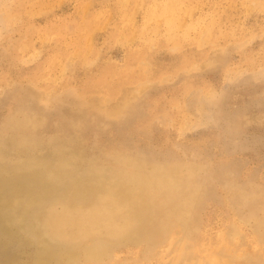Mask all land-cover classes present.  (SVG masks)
Wrapping results in <instances>:
<instances>
[{
	"label": "rangeland",
	"instance_id": "rangeland-1",
	"mask_svg": "<svg viewBox=\"0 0 264 264\" xmlns=\"http://www.w3.org/2000/svg\"><path fill=\"white\" fill-rule=\"evenodd\" d=\"M0 264H264V0H0Z\"/></svg>",
	"mask_w": 264,
	"mask_h": 264
},
{
	"label": "bare ground",
	"instance_id": "bare-ground-1",
	"mask_svg": "<svg viewBox=\"0 0 264 264\" xmlns=\"http://www.w3.org/2000/svg\"><path fill=\"white\" fill-rule=\"evenodd\" d=\"M67 113H69V112H67ZM63 166H64V164L62 162L61 163H57L56 168L48 169V171L46 172L47 176H51V177H55V178L62 177L65 174V170H67V169L63 170L64 169ZM68 167H70V166H68ZM89 171L90 172H94V171L96 172V170H93V169H91ZM109 179H111V178H109ZM109 179H107V180H109ZM113 180H115V178H113ZM138 180L139 181H144L143 178H140ZM111 181H112V179H111ZM56 182H57V180H56ZM123 182L124 181H122V184H123ZM118 183H119V181L115 185L107 183V191H108V193H113V189L117 188L115 186L120 185V183L119 184ZM53 188H55V187H53ZM144 191H146V188H141V191H139V193H140L139 195L140 196L137 198L138 200L142 201L144 199L143 195L146 194ZM120 194H122V193H120ZM130 194H132V191H130ZM187 200H188V197L187 196L184 197L182 199V201H180L175 206V209H173L174 214L176 216H178L179 218H181V219H184L185 214H187L186 213ZM71 201H73V199ZM116 207L117 206H114L111 203V208L109 210L110 211H117L118 209ZM66 210H67V213L63 214L62 216H59V217H55L54 216L55 215L54 211L51 210V211H49V213L47 215V219H46L47 227L50 228L51 230H55L56 233H58L63 238H82V237L90 235L93 231H101L102 229H104V227H108L110 232L114 236L118 237L120 235V232H123L126 229V227L124 225L125 222L124 223L119 222V223L116 224L112 220H110L109 213H111V212L108 210V213H107L106 208H104V207H101V208L100 207H96V208L92 207V208H90L89 206H87V207L84 208V207L79 206V204L73 203V204L67 205L66 206ZM25 213H26V211H25ZM42 213H41V215H42ZM44 216H43V218H44ZM126 225L129 226L131 224L126 222ZM29 226H31V225H29Z\"/></svg>",
	"mask_w": 264,
	"mask_h": 264
}]
</instances>
